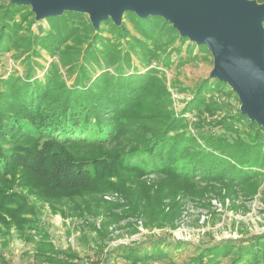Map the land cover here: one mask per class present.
Masks as SVG:
<instances>
[{"label": "trees", "instance_id": "trees-1", "mask_svg": "<svg viewBox=\"0 0 264 264\" xmlns=\"http://www.w3.org/2000/svg\"><path fill=\"white\" fill-rule=\"evenodd\" d=\"M126 16L141 36L111 18L97 32L86 14L75 11L47 17L48 27L40 23L34 32L37 21L29 6L0 4V55L15 50L25 70L0 79V224L20 234L39 232L40 254L34 259L39 264L81 259L49 242L38 222L44 204L65 216L107 214L114 222L144 216L152 224L159 216L169 222L178 215V195L252 197L262 185L264 127L219 99L237 96L218 78L197 85L175 115L161 70L141 72L133 55L144 66L156 60L169 67L171 53H180L189 38L162 16L132 11ZM42 50L59 55L61 66L56 60L42 65L37 60L44 58ZM187 113L197 117L194 130ZM151 174L159 178L149 185L141 178ZM111 191L125 203L101 199ZM261 192L264 196V188ZM171 247L179 244L157 239L116 246L109 254L126 264H153L169 258ZM197 251L184 264H221L226 257L229 264H264V234ZM0 264H9L1 252Z\"/></svg>", "mask_w": 264, "mask_h": 264}, {"label": "rangeland", "instance_id": "rangeland-1", "mask_svg": "<svg viewBox=\"0 0 264 264\" xmlns=\"http://www.w3.org/2000/svg\"><path fill=\"white\" fill-rule=\"evenodd\" d=\"M249 1L255 2L259 6L264 5V1ZM9 2L30 7L37 21L32 26L34 32H38L37 26L40 23L45 28L48 27L46 19H37L32 5L22 3L20 0H0V4ZM126 13L118 21L113 20L111 16L109 18L117 26L125 24L131 34L141 36L132 21L126 16ZM84 14L87 15L93 28L98 32L101 23L97 28L93 24L90 14ZM103 34L110 36L108 32ZM180 36H182L181 33ZM193 43L196 42H192L189 38L182 46L180 53L172 52L170 55L172 63L169 67L163 66L156 60H153L151 65L144 66L140 64L137 56L133 55L134 63L140 68L141 72L150 68L161 70L159 75L165 76V83L171 93V108L174 114L178 116L187 105V102L193 98L194 88L197 85L204 79L211 78L213 80L218 78L213 76L215 57L209 47L204 44L207 49H201L196 43L197 45L192 51L188 52L189 46ZM179 44L178 41L176 45ZM15 53L16 51L12 50L0 55V79L7 78L15 69L19 74L25 73L21 61L14 58ZM42 54L44 58H38L37 60L45 67H48L52 60H56L61 66L59 55L51 56L45 50H42ZM61 68L63 73L66 74V68ZM43 74V70H38L37 75L39 77H43ZM66 78L68 82H72L73 77L70 78L66 75ZM227 84L233 90L230 84ZM234 92L237 99L234 97L227 98L224 94L220 95L219 99L228 100L233 108L239 107L241 110L242 101L239 94L236 91ZM186 116L190 118L189 129L194 130V122L197 120L196 115L187 113ZM158 178V175L151 174L141 179L146 180L150 185ZM263 188L264 179L258 193L252 197H245L240 194L238 197L230 198L215 196L212 193L198 198L178 195V215L174 218L170 216L171 220H168L169 222H163L160 218L162 216L157 217L152 224H149V219L144 216H131L118 222L108 218L107 214L96 217L92 215L84 217L65 216L60 211H52L48 204L40 206L42 213L38 222L47 232L49 242L59 250L76 254L81 258L79 264H126L124 259L115 258L114 254H109V251L116 246L133 247L139 243L157 239L175 245L178 243L179 247H171L169 258L153 264H184L189 263L190 259L198 253V248L210 247L230 239H245L253 235L264 234V196L261 192ZM101 199L106 202L125 203V199L117 191L105 192L101 195ZM169 201L170 198L165 201V211L170 210V206L166 205L169 204ZM124 209L126 208L114 212L120 213ZM161 222L163 223L161 224ZM159 223L162 226H159ZM18 231L20 229L16 227L8 229L0 224V252L9 264H39L34 259L36 255L40 254L36 246L37 241L41 239V235L35 229H31L30 232L24 231L23 234L25 235L20 234ZM30 235L34 236V239L28 240V237H31ZM229 259L230 257L223 258L221 264H229Z\"/></svg>", "mask_w": 264, "mask_h": 264}, {"label": "water", "instance_id": "water-1", "mask_svg": "<svg viewBox=\"0 0 264 264\" xmlns=\"http://www.w3.org/2000/svg\"><path fill=\"white\" fill-rule=\"evenodd\" d=\"M37 19L65 11L89 13L98 28L127 11L163 16L215 57L214 77L227 82L242 101L241 110L264 127V5L249 0H20Z\"/></svg>", "mask_w": 264, "mask_h": 264}]
</instances>
